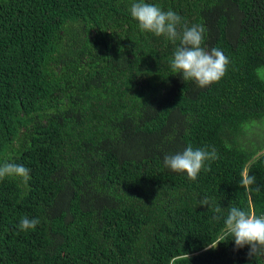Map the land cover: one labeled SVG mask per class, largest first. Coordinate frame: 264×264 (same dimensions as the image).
Masks as SVG:
<instances>
[{"label": "trees", "instance_id": "16d2710c", "mask_svg": "<svg viewBox=\"0 0 264 264\" xmlns=\"http://www.w3.org/2000/svg\"><path fill=\"white\" fill-rule=\"evenodd\" d=\"M134 2L0 0V164L30 175L0 180V264H264L224 225L264 215V0H144L229 58L203 89ZM188 146L219 157L195 181L163 162Z\"/></svg>", "mask_w": 264, "mask_h": 264}, {"label": "clouds", "instance_id": "9594fccd", "mask_svg": "<svg viewBox=\"0 0 264 264\" xmlns=\"http://www.w3.org/2000/svg\"><path fill=\"white\" fill-rule=\"evenodd\" d=\"M130 16L138 22L141 32L152 33L157 37L164 36L174 44L179 41L170 59V68L174 74H180L183 81H192L203 89L218 83L225 76L229 58L218 48L206 50L202 46L205 32L203 25L193 24L189 27L173 10L164 11L159 6L145 3L144 0L132 3ZM218 158L214 147L208 150L188 146L183 152L166 155L163 162L172 172L186 174L188 180L195 181L202 169L209 170L205 167L206 162ZM6 178L18 179L26 184L30 179L29 169L22 164L6 161L0 164V180ZM254 183L255 177L251 175H245L241 181L245 189ZM200 204L208 206L209 201L204 198ZM215 212L220 213V207H216ZM39 223L38 218L23 217L19 228L28 231L35 229ZM224 225L236 248L248 246L250 257L264 255V215L257 216L241 208L231 207Z\"/></svg>", "mask_w": 264, "mask_h": 264}, {"label": "rangeland", "instance_id": "374dc122", "mask_svg": "<svg viewBox=\"0 0 264 264\" xmlns=\"http://www.w3.org/2000/svg\"><path fill=\"white\" fill-rule=\"evenodd\" d=\"M260 73H261V74H264V68L260 70ZM259 128H260L261 130L264 129V122H262L261 125H259ZM259 128H257V131L260 130ZM262 131H263V130H262ZM258 133H262V134H264V131H263V132L259 131ZM250 134H252V132H250Z\"/></svg>", "mask_w": 264, "mask_h": 264}]
</instances>
